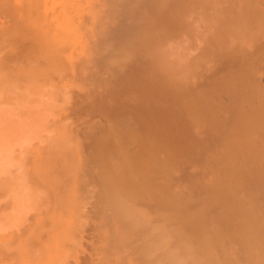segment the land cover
I'll return each instance as SVG.
<instances>
[{
	"label": "bare ground",
	"instance_id": "obj_1",
	"mask_svg": "<svg viewBox=\"0 0 264 264\" xmlns=\"http://www.w3.org/2000/svg\"><path fill=\"white\" fill-rule=\"evenodd\" d=\"M26 72L45 114L90 115L34 260L264 264V0H0V130ZM30 190L7 220L34 214Z\"/></svg>",
	"mask_w": 264,
	"mask_h": 264
},
{
	"label": "rangeland",
	"instance_id": "obj_2",
	"mask_svg": "<svg viewBox=\"0 0 264 264\" xmlns=\"http://www.w3.org/2000/svg\"><path fill=\"white\" fill-rule=\"evenodd\" d=\"M27 75L26 72V96L20 95L22 98L26 97V112L9 111L7 116H11V121L6 122L8 131L0 130V146L4 154V158L0 160V264L43 263L41 259L34 260L35 253L44 250L41 246L42 240L38 238V236H44L41 232L42 219L45 213L62 212L63 195L68 185L73 179L75 180L78 169L84 166L83 156L78 147L79 137L82 134L84 138V134L90 130L87 127L90 126L89 112L82 111L86 118L81 121L75 113V99H70L74 104L68 103L72 104V110L68 106L64 107L63 99H58L60 102L58 109L55 110L53 106L52 110H47L45 114L42 108L46 109V107L41 104L40 99L43 100V98L39 96L42 85L33 86L34 82L28 80ZM70 83L72 81L69 80L65 85ZM80 84L82 87L72 83L71 88L83 90L88 83L82 81ZM0 85H2L1 81ZM11 90H13L12 86L9 87V92ZM58 95L61 96V94ZM1 103L0 107L4 108L0 110L2 112L7 108L14 109L11 106L13 107L15 102H11L10 107L3 99H0ZM20 103L23 104L22 101ZM27 109L32 112H28ZM71 115L76 118L72 119ZM0 120H2L1 116ZM20 127H26V130ZM12 128L16 129L12 130ZM12 185L16 189L25 185L35 196V205L31 209L35 212L32 214L30 211L28 214L32 217L30 218L25 210L15 223L7 220L12 213L10 210L12 204L7 206L9 200L5 201V198L11 199L8 192ZM62 185H64L63 193L59 198L56 191ZM48 191L54 199L46 198ZM6 207L9 208L6 209Z\"/></svg>",
	"mask_w": 264,
	"mask_h": 264
}]
</instances>
